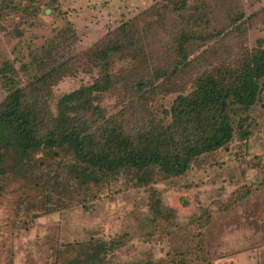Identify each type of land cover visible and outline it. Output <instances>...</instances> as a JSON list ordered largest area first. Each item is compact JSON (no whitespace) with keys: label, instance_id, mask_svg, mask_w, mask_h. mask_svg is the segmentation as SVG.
<instances>
[{"label":"rangeland","instance_id":"374dc122","mask_svg":"<svg viewBox=\"0 0 264 264\" xmlns=\"http://www.w3.org/2000/svg\"><path fill=\"white\" fill-rule=\"evenodd\" d=\"M164 1L0 0V105L18 88L38 96L43 109L55 114L60 97L100 77L90 50ZM210 5L216 37L224 41L208 40L186 57L175 54L168 43L181 25L166 15L165 28L155 25L144 47H135L142 55L134 70L129 57L114 58L113 72L129 84L103 95L108 113L169 124L167 111L178 95L192 90L197 70L178 75L149 99L135 95L132 78L151 73L159 84L163 77L156 75L203 53L214 52L211 60L218 65L219 54L236 60L264 49V0H210ZM244 21L248 31L235 32ZM152 22L140 19L138 30ZM55 67H63L64 76L46 88L37 85ZM234 121V139L198 158L181 177L135 170L101 182L64 153L40 152L18 164L15 154L0 151L7 168L0 181V264L86 261L98 250L101 264H264V95ZM142 176L149 181L141 183Z\"/></svg>","mask_w":264,"mask_h":264},{"label":"trees","instance_id":"16d2710c","mask_svg":"<svg viewBox=\"0 0 264 264\" xmlns=\"http://www.w3.org/2000/svg\"><path fill=\"white\" fill-rule=\"evenodd\" d=\"M164 2L124 23L113 37L90 50L89 60L100 69V77L92 85L60 97L55 114L43 109L38 96L29 97L18 88L11 90L0 105V151L15 154L18 164H26L40 152L64 153L75 162L73 165L87 166L83 170L85 175L97 173L102 182L135 170L141 174L156 170L157 176L181 177L198 158L226 147L235 136L234 117L263 99L262 47L244 52L236 60L219 54L222 61L218 65H213L211 60L214 52L209 56L203 53L195 60L180 63L171 73L156 75V78L163 77L159 84L151 73L132 78L131 90L135 95L149 99L162 93L178 75L193 68L197 70L199 75L193 81L192 90L178 95L167 111L171 118L169 124L140 117L132 121L127 113H108L102 106L103 95L129 84L126 76L113 72L114 58L129 57L134 61L130 69L134 70L135 62L142 55L134 53L135 47L144 43L155 25L156 29L165 28L166 15L173 14L181 25L174 40L168 43V49H174L175 54L186 57L191 49L203 46L208 40L224 41L219 40L223 36L216 37L219 31L216 32L213 23L215 8L211 7L210 0ZM143 18L153 20L144 31L138 30V21ZM248 29L244 21L236 26L235 32L245 34ZM138 31L143 35L139 36ZM150 66L146 63V67ZM63 70V67L52 68L49 74L38 79L37 85L46 88L52 79L64 76ZM249 135L246 131V136ZM3 156L0 152V181L7 175ZM148 179L142 176L139 180L147 183ZM97 252V255L95 251L90 252L86 261L72 259L63 264H101L98 255L101 250Z\"/></svg>","mask_w":264,"mask_h":264}]
</instances>
